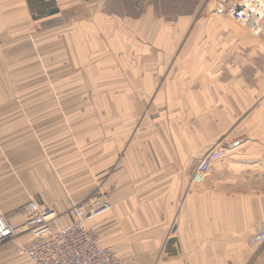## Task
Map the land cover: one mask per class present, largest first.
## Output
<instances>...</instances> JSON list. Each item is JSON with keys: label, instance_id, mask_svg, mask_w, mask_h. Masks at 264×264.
Masks as SVG:
<instances>
[{"label": "crops", "instance_id": "0c3cea01", "mask_svg": "<svg viewBox=\"0 0 264 264\" xmlns=\"http://www.w3.org/2000/svg\"><path fill=\"white\" fill-rule=\"evenodd\" d=\"M230 1L169 15L0 0V215L20 227L33 200L66 226L104 194L110 210L87 226L123 264H264L251 242L264 225V29L227 16ZM215 147L227 154L193 181ZM34 240L2 243L0 264H33Z\"/></svg>", "mask_w": 264, "mask_h": 264}, {"label": "built area", "instance_id": "2783aa9c", "mask_svg": "<svg viewBox=\"0 0 264 264\" xmlns=\"http://www.w3.org/2000/svg\"><path fill=\"white\" fill-rule=\"evenodd\" d=\"M226 13L251 34L264 29V0H231ZM226 154L224 147L207 151L194 169L192 180L201 182L211 165ZM110 208L111 202L104 194L95 195L74 204L71 208L74 221L61 226L52 209L32 200L21 208L27 217L20 227L15 226L5 215H0V242L32 234L35 240L23 246L22 250L33 264H123V258L113 248L104 246L100 235L87 226L89 219L104 214ZM251 242L264 247V225L257 228Z\"/></svg>", "mask_w": 264, "mask_h": 264}, {"label": "rangeland", "instance_id": "374dc122", "mask_svg": "<svg viewBox=\"0 0 264 264\" xmlns=\"http://www.w3.org/2000/svg\"><path fill=\"white\" fill-rule=\"evenodd\" d=\"M199 0H127V2L131 3H140L141 6H145L147 4H154L156 7L158 8H162L161 11H156L157 14H169V15H176V14H180V13H184L186 12L185 10H187V8L190 7V5L194 2H197ZM37 3V2H36ZM35 0H32V2H30V5H32L33 7H35ZM37 6L41 7L44 5V3H37ZM183 9V10H182ZM138 11V10H137ZM137 13V12H136ZM9 46L8 51L9 52H15L16 50V46H13L12 44H8ZM18 46H29V50H33L35 51V46L31 43V44H19ZM1 79V76H0ZM1 92L4 93V95H6L8 92L10 91H0V95ZM9 94V93H8ZM15 95H17L15 93ZM21 97V95H19ZM15 97V96H13ZM5 243V242H4ZM0 245H2V242H0Z\"/></svg>", "mask_w": 264, "mask_h": 264}]
</instances>
